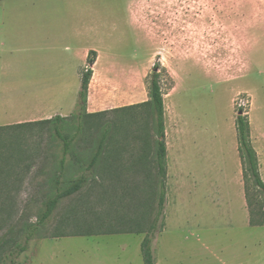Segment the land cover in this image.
<instances>
[{"label":"rangeland","instance_id":"obj_1","mask_svg":"<svg viewBox=\"0 0 264 264\" xmlns=\"http://www.w3.org/2000/svg\"><path fill=\"white\" fill-rule=\"evenodd\" d=\"M36 1L48 5L53 15H59L60 22L83 18L78 14L81 7H85L84 18L90 22L111 20L114 15L121 18L120 30L107 36L109 47L104 54L122 57L98 60L100 66L94 68V63H86L85 68H92L86 109L97 115L88 116L83 131L76 134V152L86 158L101 126L111 122L115 127L98 176L91 177L79 192L61 199L41 234L19 252L26 228L37 222L46 197L54 194L56 185L62 187L67 179L76 177L81 162L69 152L64 169L60 168L63 142L51 124L42 121L59 115L54 109L69 103V93L63 97V85H55L57 76L27 75L43 88L27 92L22 110L27 115L54 111L18 128L0 130V153L7 156L6 162H0V264H144L142 235L85 236L81 230L89 225L94 230L134 229L136 226L130 225L128 219H135L142 211L147 214L143 224L147 229L156 211V169L151 159H139L146 158V141L149 146L152 142L150 117L139 104L148 100L154 65L158 64L163 93L166 145L176 148L179 159L192 157L197 147L204 152L214 147V132L224 128L233 111L237 114L240 108L243 113L248 109V97L240 89L242 45L244 38L261 39L256 51L264 53V0H202L203 35L195 39L189 27L184 43L188 47L185 54L192 57L171 59L146 58L163 44L165 28L178 36L176 29L156 26L152 30L148 26L145 7L152 0ZM101 3L112 9L105 6L100 13L97 4ZM62 77L58 76L59 81ZM77 101L78 98L75 107H69V113L64 115L66 126L76 121ZM73 132L64 130L65 134ZM179 134H183L182 139ZM177 139L180 144L176 147ZM138 163H145L141 166L147 170H139ZM146 163L150 166L146 167ZM147 171L154 178L151 188L145 184ZM246 180L251 223L260 227L200 230L188 217V209L182 212L177 205H171L166 224L153 240L156 264H264V193L249 174ZM174 192L176 201L181 197L182 203V192ZM122 221L125 225L120 224Z\"/></svg>","mask_w":264,"mask_h":264},{"label":"crops","instance_id":"obj_2","mask_svg":"<svg viewBox=\"0 0 264 264\" xmlns=\"http://www.w3.org/2000/svg\"><path fill=\"white\" fill-rule=\"evenodd\" d=\"M97 6L100 13L105 6L112 9V6H104L103 3ZM81 8L78 14L83 18L60 22L58 14L53 15L48 5L36 0H0V126L39 119L54 110H58L61 116L67 115V109L70 107L72 110L75 107L81 87L80 74L86 66L90 51L96 52L93 68L100 66L98 60L122 57L104 54V50L109 47L107 36H112L120 30L121 18L114 15L111 20L90 22L84 18L85 7ZM145 9L147 24L152 30L156 26L178 30L176 36L165 28L163 44L146 58L192 57L185 54L188 47L184 43L187 41L189 27L194 30L195 39L203 35L202 0H190V3L187 0H152L147 3ZM261 41L256 38H244V70L240 89L248 97V109L244 113L249 119L251 143L257 153L259 175L264 183V53L256 51ZM29 73L57 76L55 85H63V97H66L68 92L69 103H62L49 112L40 111L27 115L21 108L23 102L25 104L27 92L42 91L43 88L37 85L36 81L27 78ZM68 75L73 77H62ZM58 76L62 77L61 81ZM235 118L233 111L224 128L214 132V147L206 149L205 152L203 149L198 151L200 147H197L190 158L184 156L179 159L176 148L171 149L166 145L165 224L169 207L177 205L182 212L188 209V217L195 220L193 225L200 227V230L201 227L214 230L260 227L251 223ZM178 136L183 138V134ZM178 143L180 144V140L176 141V147ZM173 190H185L180 193L184 195L182 203L179 197L181 204L176 201V193ZM171 193H174L173 198L170 197ZM202 218L206 220L202 221ZM210 232L214 234L217 231ZM114 234H140L142 239L144 237V233L139 232L85 236ZM244 263L247 264H242Z\"/></svg>","mask_w":264,"mask_h":264},{"label":"trees","instance_id":"obj_3","mask_svg":"<svg viewBox=\"0 0 264 264\" xmlns=\"http://www.w3.org/2000/svg\"><path fill=\"white\" fill-rule=\"evenodd\" d=\"M96 59V52L90 51L87 59L88 65H92ZM158 64L154 65L153 72L150 76V82L148 87V100L139 104L143 107V111L147 116L150 117V125L152 129V142L149 146L148 140L146 138L147 152L146 158L144 156H140L141 160H150L152 165L156 169L157 179L156 184L153 190L154 195L156 196V211L149 222L147 229H144L143 224H145V220L147 214L145 211L141 212V215L136 217L135 219H128V223L134 224L136 227H130L128 229L123 228H110V230H94L92 226H85V230H81V235H92V234H102V233H122V232H139L144 233V237L141 241L140 250L144 264H156L154 255H153V240L156 235L163 229L165 225V203H166V175H167V147L165 141V108H164V100L163 93L161 90L159 73H158ZM92 76V68L89 66L84 68L81 71L80 79H81V87L78 94V113L76 114V121L72 125H64L65 117L61 115H54L51 118L44 119L42 121L50 123L53 129V132L59 137L63 142V156L60 160V168L64 169V163L66 161V154L69 152L74 153V155L80 159L79 169L80 173L74 177L66 180V184L62 187L56 185L55 192L52 195L46 197L44 201V209L42 213L38 216L37 222L30 225L26 228L24 242L23 244L18 245V251H24L26 249V245L29 240L41 234L42 229L45 224L50 220L51 215L56 209L58 203L61 199L73 195L79 192L85 185L88 184V181L91 177H97V171L99 170V166L101 164V160L104 155L107 153V145L112 138V131L114 130L115 125L111 122L104 123L95 140L93 141V146L90 150L89 155L86 158H82L81 154L76 152L74 141L76 139V134L83 131L84 126L87 121L86 118L88 116H95L97 113H90L86 109L87 100H88V87L90 78ZM130 109L134 108L129 107ZM28 123V122H24ZM24 123L8 125V126H0L1 129L5 128H18L19 126H23ZM30 123V122H29ZM237 136H238V149L240 153V157L242 159V165L244 170V178L247 182V174L253 179L256 186H258L262 192L264 193V183L262 182L259 169H258V157L257 153L251 143L250 138V124L249 119L246 114L243 113V110L240 108L235 118ZM73 130V133H64V130ZM145 130L147 126L145 125ZM143 138V137H142ZM140 138V139H142ZM143 149V148H142ZM0 162L1 159L3 162H6L7 156L4 153H0ZM5 156V158H4ZM145 166V163L139 164L136 167L140 168L145 172L147 169H142V166ZM141 166V167H139ZM150 166L149 163H146V167ZM138 170V169H137ZM147 180L145 183V179L143 178V183L147 184L148 187H153V177L152 175H148V171L146 172ZM143 174V173H142ZM145 174V173H144ZM56 184L59 183L58 179L54 180ZM247 184V183H246ZM152 192V189H151ZM149 201V200H148ZM135 217V216H134ZM138 218L141 220L138 221ZM123 222V221H122ZM120 222V224L125 225V223ZM97 226L100 227V224L97 223Z\"/></svg>","mask_w":264,"mask_h":264}]
</instances>
